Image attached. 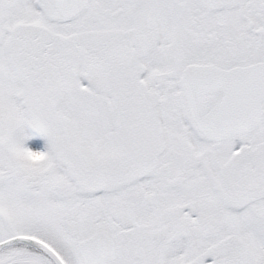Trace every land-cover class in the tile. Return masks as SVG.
<instances>
[{
	"label": "snow or ice",
	"instance_id": "obj_1",
	"mask_svg": "<svg viewBox=\"0 0 264 264\" xmlns=\"http://www.w3.org/2000/svg\"><path fill=\"white\" fill-rule=\"evenodd\" d=\"M0 264H264V0H0Z\"/></svg>",
	"mask_w": 264,
	"mask_h": 264
}]
</instances>
